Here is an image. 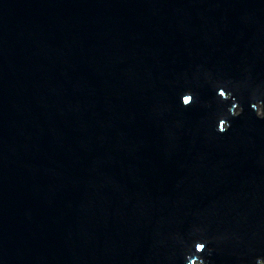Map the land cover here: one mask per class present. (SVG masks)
I'll list each match as a JSON object with an SVG mask.
<instances>
[{
	"label": "water",
	"instance_id": "95a60500",
	"mask_svg": "<svg viewBox=\"0 0 264 264\" xmlns=\"http://www.w3.org/2000/svg\"><path fill=\"white\" fill-rule=\"evenodd\" d=\"M259 106L264 0H0V264H264Z\"/></svg>",
	"mask_w": 264,
	"mask_h": 264
},
{
	"label": "rangeland",
	"instance_id": "374dc122",
	"mask_svg": "<svg viewBox=\"0 0 264 264\" xmlns=\"http://www.w3.org/2000/svg\"><path fill=\"white\" fill-rule=\"evenodd\" d=\"M258 110H259V115H260V116L264 115L263 106H259V107H258ZM195 264H201V263L196 262Z\"/></svg>",
	"mask_w": 264,
	"mask_h": 264
},
{
	"label": "clouds",
	"instance_id": "9594fccd",
	"mask_svg": "<svg viewBox=\"0 0 264 264\" xmlns=\"http://www.w3.org/2000/svg\"><path fill=\"white\" fill-rule=\"evenodd\" d=\"M242 114V113H241ZM221 124V123H220ZM229 127H230V125H229ZM219 131L221 132V133H225L226 132V130H224V129H222L221 127H220V125H219Z\"/></svg>",
	"mask_w": 264,
	"mask_h": 264
}]
</instances>
